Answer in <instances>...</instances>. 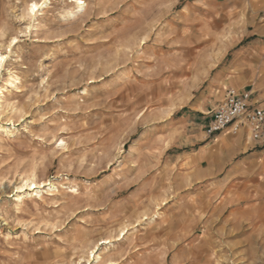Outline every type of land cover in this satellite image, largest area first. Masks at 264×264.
Listing matches in <instances>:
<instances>
[{
    "label": "rangeland",
    "instance_id": "374dc122",
    "mask_svg": "<svg viewBox=\"0 0 264 264\" xmlns=\"http://www.w3.org/2000/svg\"><path fill=\"white\" fill-rule=\"evenodd\" d=\"M0 58V264H264V148L201 139L264 0H0Z\"/></svg>",
    "mask_w": 264,
    "mask_h": 264
},
{
    "label": "built area",
    "instance_id": "2783aa9c",
    "mask_svg": "<svg viewBox=\"0 0 264 264\" xmlns=\"http://www.w3.org/2000/svg\"><path fill=\"white\" fill-rule=\"evenodd\" d=\"M206 117L203 129L209 138L227 130L245 135L254 148H264V105L255 99L252 89L227 87Z\"/></svg>",
    "mask_w": 264,
    "mask_h": 264
},
{
    "label": "crops",
    "instance_id": "0c3cea01",
    "mask_svg": "<svg viewBox=\"0 0 264 264\" xmlns=\"http://www.w3.org/2000/svg\"><path fill=\"white\" fill-rule=\"evenodd\" d=\"M231 68L230 69H228V73H226V77H225V80L226 81H228V84H226V86L225 87H236V88H238V89H252L253 90V92H254V97H255V99L256 100H258V101H260V103H262L263 105H264V101H262V99L259 97V95H261L262 97H264V92H260L259 93V95L257 94V91H256V89L255 88H253V87H250V88H248L249 86H247V85H242L243 83V80L240 78V79H233V78H231L230 76V74H232L231 72ZM263 85V84H262ZM224 87V88H225ZM264 87V86H263ZM225 91H226V89H225ZM224 92V91H223ZM224 94H225V92H224ZM224 96V95H223ZM218 101H220V99L218 100ZM217 101V102H218ZM217 102L215 103V104H212L209 108H208V110H207V113L212 109V108H214L216 105H217ZM205 118L206 119H208L206 116H205ZM207 121V120H206ZM206 121H204V122H206ZM204 122H203V124H204ZM203 124H202V131H201V136L203 137H201V139H203V141L204 140H207V139H209V137L206 135V133L204 132V129H203ZM229 133V131H227L226 130V132H222V133H219V134H216L214 137L215 138H219L220 140L221 139H223L224 137H226V135ZM237 139V138H236Z\"/></svg>",
    "mask_w": 264,
    "mask_h": 264
},
{
    "label": "bare ground",
    "instance_id": "6f19581e",
    "mask_svg": "<svg viewBox=\"0 0 264 264\" xmlns=\"http://www.w3.org/2000/svg\"><path fill=\"white\" fill-rule=\"evenodd\" d=\"M32 5H36V2H35V1L30 2L29 7H28L29 11L33 10V9H32ZM218 55H219V52H217V53H215V54L213 55V57L215 58V60H217ZM2 63H3V62H2V58H0V68H1V66H2ZM11 81H12V80H11V78H10V79L8 80L7 84H9ZM184 99H185V95H182V96H180V97L177 99V101L173 102V103L171 104L172 107H171L170 112L173 111V109L176 108L177 105L183 103ZM23 112H24V108H21V110H20V114L23 113ZM0 114H2V112H0ZM20 183H21V184H20V187H18V189H19V190H22L24 187H26V186H28V185H32V184H34V183H35V177H34V176H30L27 180H24L23 182H20ZM141 213H143L142 215H144V212H141ZM141 213H140V214H141ZM145 213H146V212H145Z\"/></svg>",
    "mask_w": 264,
    "mask_h": 264
},
{
    "label": "snow or ice",
    "instance_id": "6c2138e0",
    "mask_svg": "<svg viewBox=\"0 0 264 264\" xmlns=\"http://www.w3.org/2000/svg\"><path fill=\"white\" fill-rule=\"evenodd\" d=\"M32 9H33V11H35L36 5H32Z\"/></svg>",
    "mask_w": 264,
    "mask_h": 264
}]
</instances>
